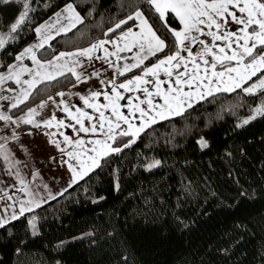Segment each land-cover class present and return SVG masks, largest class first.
Listing matches in <instances>:
<instances>
[{
    "label": "snow or ice",
    "instance_id": "snow-or-ice-1",
    "mask_svg": "<svg viewBox=\"0 0 264 264\" xmlns=\"http://www.w3.org/2000/svg\"><path fill=\"white\" fill-rule=\"evenodd\" d=\"M13 3L15 9L0 24V50L7 53L25 32H32L35 37L0 59V100L6 102L0 106V120L4 122L0 124V157L15 177V183L0 187V254L2 249L11 248L16 264H23L20 258L25 256L31 238L41 232L43 225L37 213L47 203L44 194L33 190L29 180L21 175L20 161L9 146L21 134L17 125L28 133L34 129L45 133L47 142L57 150L51 158H58L69 171L68 187L110 168V187L119 190L120 168L112 161H118L116 154L123 155L145 129L166 117L186 115L205 97L234 93L237 89L245 94L259 93L261 99L234 121L233 135L243 140L225 146L223 155L228 159H235L236 154L247 155L250 143L264 148V131L259 139L255 133L246 132L252 122L264 120V0H114L110 5H105V0H87L86 15L75 0H65L52 16L34 26L32 17L39 7L35 0H0L3 6ZM97 12L101 20L110 24L102 28L99 36L92 37L86 46L42 58L49 55L46 46L54 36L69 33L77 25L82 28L77 30L78 37H90L91 31L83 27V22ZM95 61L107 64L114 70L112 75L102 76L103 67L83 68ZM65 73L74 77L77 85L87 82L84 90L73 91V85L68 84L67 89L61 88L55 95L25 106V102L31 103L34 90L45 94L46 85ZM92 77H99L97 87L91 86ZM66 97H78L83 103L74 104ZM49 104L52 109L46 108ZM61 106L66 117L58 116L54 110ZM20 107L24 110L13 115L11 110ZM229 107L235 110L234 106ZM65 129H71L73 134ZM195 142L200 149H208L213 143L208 134L201 132L195 133ZM164 163L151 155L143 168L163 167ZM39 175V170L33 169L32 179ZM235 182L239 184V180ZM184 187L191 191L192 182L187 181ZM44 188L49 186L44 184ZM64 191L65 187L55 193L49 189L47 199ZM93 199L103 197L96 195ZM257 199L264 201V183L258 188L240 185L229 197L232 204L223 197L220 202L244 210L242 205ZM261 215L264 218V206ZM176 220L183 225V217L177 216ZM117 233L118 227H110L105 236ZM93 234L90 229L79 236L58 239L55 246L65 248L68 241L80 237H87L95 245ZM128 257L125 249L123 264H127ZM50 264L67 262L54 258Z\"/></svg>",
    "mask_w": 264,
    "mask_h": 264
},
{
    "label": "trees",
    "instance_id": "trees-1",
    "mask_svg": "<svg viewBox=\"0 0 264 264\" xmlns=\"http://www.w3.org/2000/svg\"><path fill=\"white\" fill-rule=\"evenodd\" d=\"M64 2L35 0L39 7L32 17L33 26ZM75 2L86 15L87 0ZM113 2L105 0V5ZM14 9V3L0 5V24ZM106 26L110 24L101 20L97 12L83 22V27L91 31L90 37H78L77 30L82 28L77 25V29L69 33L54 36L46 46L49 55L42 58L60 50L82 47L92 37L99 36ZM33 36L32 32H25L23 39L9 47L7 53L0 50V59L19 50ZM131 71L135 74V70ZM72 81L73 77L65 73L46 85L45 94L34 90L31 103L25 102V106ZM260 99L259 93L245 94L240 89L234 93H217L197 101L192 106L193 111L186 115L150 125L123 155L116 154L118 161H112L120 168L119 190L110 187L112 170L105 168L95 175L90 174V178H82L40 206L37 215L43 228L38 237L31 238L25 256L20 258L23 264H28L29 260L31 264H50L54 258H62L67 264H123L125 249L129 253L127 264H264V218L261 215L264 201L257 199L242 205L244 210L220 202L223 197L232 204L229 197L235 195L240 185L258 188L264 183V148L258 143L249 144L247 155L236 154L235 159L223 155L225 146L243 140L233 135L234 121L247 114L249 107ZM22 109L11 111L15 114ZM262 131L264 120L259 118L246 128V132L255 133L257 139ZM196 132L210 136L213 143L208 149L197 146ZM151 155L163 159V167L143 168ZM187 181L192 182L191 191L184 187ZM85 187L89 188L88 192L84 191ZM96 195L103 199L94 200ZM177 216L183 217V225L176 220ZM110 227H118L117 235L105 236ZM90 229L94 232L95 245L87 237H80L68 241L65 248L55 246L58 239L79 236ZM222 248L229 251L221 252ZM2 253L0 264H16L17 257L11 248L2 249Z\"/></svg>",
    "mask_w": 264,
    "mask_h": 264
},
{
    "label": "crops",
    "instance_id": "crops-1",
    "mask_svg": "<svg viewBox=\"0 0 264 264\" xmlns=\"http://www.w3.org/2000/svg\"><path fill=\"white\" fill-rule=\"evenodd\" d=\"M53 13H51L45 19L52 16ZM34 38L35 37L33 36V38L29 42H31ZM53 55H55V53ZM125 55L128 54L125 53ZM50 57L44 59H50ZM25 62H30V61L26 60ZM101 67L104 68L102 76L110 77L112 75L114 70L109 69L107 64H105L103 61L89 62V64L83 66L85 70H87L88 68H95L96 70H100ZM98 80L99 77H92L91 86L97 87ZM85 83L87 82H82L81 84L77 85L75 83V78L73 77V81L70 83L73 85V88L71 90L76 92L84 90ZM63 88L67 89L68 85ZM60 90L61 89L49 95H55ZM125 95H127V93ZM45 98L46 96L41 99H45ZM66 99L72 100L74 104L79 103L82 105L83 103L82 101L79 100L78 97H66ZM38 101L39 100L35 101L34 103H38ZM121 102L125 104L127 103L126 99L123 98ZM5 103H6L5 101L0 100V106H3ZM30 106L31 104L28 105V107ZM52 107L53 106L51 104L46 106L47 109H52ZM23 110L24 108L21 111ZM54 110L57 112L58 116L66 117V114L62 110V106L61 108ZM21 111L13 115L18 116ZM3 123L4 122L0 120V124ZM19 127L21 126L20 125L16 126L17 131H20L21 133L20 136L18 137L17 140L10 141L9 146L12 152L14 153L15 157L18 158L20 161L19 168L21 175H23L25 179L29 180L30 184L33 186V190L38 189L40 193L44 194V199L48 201L46 193L49 189L52 190L53 193H55L59 191L60 187H65V189L68 188L67 182L69 181V171L66 169L65 165L60 163L58 158L55 160L51 158L56 153L57 150L54 149V147L47 142L45 138V133L41 129H34L33 133H28L27 131L18 129ZM41 128H43V126H41ZM65 131H68L70 134H73L71 129H65ZM21 145H23V147H21ZM33 169L39 170L40 173V175L35 177L34 180L32 179ZM10 183H15V177L12 176V172L4 166L3 159L2 157H0V187L6 186L7 184ZM44 184H47L49 186V189H45ZM56 196L57 195H53V198Z\"/></svg>",
    "mask_w": 264,
    "mask_h": 264
}]
</instances>
